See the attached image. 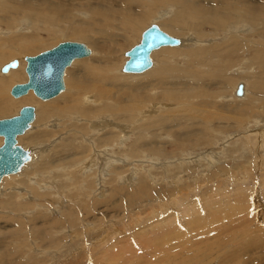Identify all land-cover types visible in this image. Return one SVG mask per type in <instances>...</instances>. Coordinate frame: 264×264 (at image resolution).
I'll return each mask as SVG.
<instances>
[{
	"label": "rangeland",
	"instance_id": "rangeland-1",
	"mask_svg": "<svg viewBox=\"0 0 264 264\" xmlns=\"http://www.w3.org/2000/svg\"><path fill=\"white\" fill-rule=\"evenodd\" d=\"M54 1H57L65 7L72 6L69 1ZM87 1L85 0L83 2V0H79V4H76L77 1L75 0V3H73L76 6L73 8V12L77 13L78 11H84L85 9H83L80 4L90 2V0ZM92 1L98 2L99 0ZM103 1H105L107 5L113 7L129 5L134 8V12L138 11V8L141 6L145 8L147 16L139 31H142L152 22L167 33H169L171 29L169 27V14H165L167 18L164 16L163 20L158 19L156 15L157 9L151 10L149 5L142 4L137 0ZM241 1L239 5H237L238 3L236 5L232 3L231 5L228 4L227 7H239L242 10L245 8L244 10L249 12V10L254 8L253 6L255 4V8L264 10V0H243V3ZM34 2L39 1L35 0ZM201 3L205 8L209 9L222 6L217 5L216 1L211 3L210 0H203ZM77 6L79 8H77ZM170 9L172 10V8ZM163 13H165V11H162V14ZM262 13L263 11L260 13L261 16H263ZM76 17H78V19L80 18L79 20L84 19L81 15H77ZM152 18H154V20H152ZM245 20L246 19L241 21L240 24L235 25L237 28H232V31L230 30L235 33V35H231L233 41L240 42L245 46L237 52H231L230 44L233 43H231V38L224 37L225 34H228L227 30L215 32L214 29H210V34L206 36L207 40L217 35V41H206L207 43L205 42V45L208 44L214 50L216 48L214 51L216 52V61L218 64L222 63L224 66L221 69L217 67L212 69V67H208L206 64L203 67L201 66V68L198 65H194L195 71L202 70V73L205 70L202 80L205 81L203 83L205 86L204 88L209 90V93L202 97V101L206 100L207 104L205 101V103L203 102L198 105L197 102H193V100L189 98V100H187L188 102H186L184 98V100L180 99V102H177V104L179 103L178 105L174 103V101H164L168 105L166 106L169 110L163 114L166 115L169 120L161 122V125L158 124L157 126L160 128L154 126L153 133H155L157 139L155 138L154 143H152L153 145L151 144L149 146L151 148L146 147L145 149V147H143V149L141 148V150H139L138 155L135 156L136 159L134 160H136V162H134L137 163V165L139 164L135 166L137 171L126 161L121 162V160H119L120 158H117L118 161L113 162V164L106 163V167H103L102 161L104 162L107 157L106 155L110 156L111 153L108 150L109 153L107 151H101L100 153L99 147H95V150L88 151L89 156L87 159L81 161V163L78 161L72 163L75 165L74 169L73 167L69 169L67 167L63 168L65 162H62V166H60V164L55 168L53 167L54 164H52L50 165L51 167L49 166L50 168L46 170L42 169L36 171L37 167L35 166L32 170L33 173L35 172V175L32 174V178L28 182L30 185H26L28 192L24 186L20 187L16 185L15 179L20 176H15V174L10 175V178L3 182L2 187L0 182V201L4 200L2 194L10 190L19 191L21 193V196L15 198L14 202L23 205L30 204L27 209H14L13 207H7L5 209L3 207L2 209V207H0V257H6V255L10 258L13 257L15 264H141L143 261H146V264H159L158 259H160V257H165L166 254L163 253V250L167 249V252L172 254L176 252L180 254V256L193 254L192 261L190 260L191 262L188 261L183 264H221L220 259L222 254L229 248L231 249L233 246H237L239 249L240 243L247 244L246 242L248 241L252 242L253 237L258 240L255 236H262L260 232L263 233L264 226L261 221V219L264 221V30H262L263 24L256 23L255 25ZM64 22L68 21L64 20L63 24ZM20 26H22L20 28H22L23 32L19 31V33H16L17 35L28 33L29 30L24 22L20 24ZM14 27H16V24L12 26V28ZM205 27H203V29L205 28L206 31L209 30L208 26ZM184 31L188 33L192 32L190 29H184ZM222 33L225 34L220 37ZM8 34L0 36V39H7L10 36V34ZM56 34L52 35V38L49 37L48 40H46L47 43H49H46L45 47L36 52L18 51L14 53L11 58L0 62L1 66L3 63L16 58L21 60L19 61L20 64H23L21 68L23 79L8 83L2 95L4 99H9L13 103L19 102L18 99L20 97L11 96L9 94V88L14 83H20L26 80V73L24 71L25 61L23 60L25 55H33L63 40L84 43L91 50L90 56L92 55V48L89 47L90 45L86 42L87 40H75L73 38L64 37L65 35L61 32H57ZM55 37H57L56 40ZM180 37L181 36H179V38ZM137 39L138 36L136 35H130L124 39L122 43L128 47L126 46L124 49L121 47L122 49L120 48L118 53L113 54L112 59L114 60L122 55V59L125 60L126 57L123 56V52L136 44L138 42L136 41ZM88 41L91 44V40L88 39ZM160 48L161 49L158 48L155 50L156 52L153 51V56H151L153 65L144 72L136 74L126 73L122 72L120 67V71L123 74H135L138 76L133 75L128 77L122 75L119 83L125 84L126 87L132 88L137 93H141L144 87H147L150 82L155 83L158 77V75L152 74V71L149 72L154 65L156 69L162 67L165 60L170 59L171 53H174L173 55L175 58L173 57V59L177 61L179 57H177L176 52L189 51L188 53H190V51H195L198 46H163ZM90 56H87V58ZM122 63L121 61V64ZM171 65L174 67L177 64L173 62ZM79 68V62H74L66 68L68 72L65 70L67 74H64V89L59 94L50 99L40 100L31 93L34 102L29 105L35 107L34 104L55 99V97L67 91V85L73 82L75 78L74 72H79ZM177 69H179V66H177ZM209 71L214 72L216 75L207 76L206 72L209 73ZM5 74L0 73V78ZM182 80L187 83V86L194 87V85L197 84L196 81L190 78H184ZM239 82L247 85V87L245 86V97L242 99L233 95L234 87H236ZM168 83L169 82H167V84ZM168 86L173 87V85ZM189 101L191 103H189ZM24 104L27 103H21L11 107V110H7V114L1 112L0 118L17 113L18 108ZM198 110L199 112L203 110V114H200L201 112L199 113ZM204 112L205 115L207 114L206 117L208 116L207 120L206 117H203L205 116ZM153 114L157 115L158 111ZM191 114L195 115L196 118L194 116L191 118ZM219 116L221 117L220 119L218 118ZM213 117L214 119H211ZM217 118L218 120L216 121ZM45 124H48L50 128ZM49 124L50 123L47 122L46 119V121H43V124H34L31 131L34 132L35 135H37L38 132L42 134L44 130H51L54 128ZM177 134H179L180 139H182L183 136L184 140L182 141L184 142L182 143L185 145H178V143L174 144L177 142L175 140ZM28 135L25 136L24 132L17 142L21 146H27L26 148L32 152V147L30 145L32 142ZM96 135L97 134L93 136ZM60 136H62V134L55 133L53 138L51 137L50 140L48 139L42 151L47 147H54ZM128 136L129 137L127 139L125 138L126 140L122 145L123 148L120 147V149L126 153L131 149L130 144L133 142L135 134L134 132H130ZM195 136H202L205 139L209 138V141L207 142L206 140V142H204L205 140L203 141L202 139L204 143L198 142L194 145V142L192 147L189 143L194 140ZM111 139L113 138H107L105 140L106 142L100 143V145H105L109 148L111 146ZM45 140L47 141V139ZM90 142L91 138H87V143ZM187 142L189 145L186 144ZM170 143L172 145H170ZM163 144H166V147H164ZM152 147H155L156 152L149 151ZM161 147L164 150H162ZM165 148L174 151L169 153V150L166 151ZM62 149L65 151V148L62 147H59L56 151L59 152V150ZM159 149L160 152H158ZM75 150L76 148L71 149L70 152L74 153ZM142 150L143 154L141 152ZM144 150L150 153L146 151L144 153ZM161 151L165 153H161ZM93 153H96V155L98 153L99 155L97 159L95 158V161L90 160L96 157L93 156ZM118 153L115 152L113 154L116 155ZM166 153L169 154L166 155ZM85 154L86 152L83 155ZM130 158L133 159L134 157ZM96 161H98V163H96ZM81 164L83 165L82 167ZM38 165L39 164H37V166ZM85 166L87 167L85 168ZM97 167H99V169L105 168L103 169L104 176L102 177L103 179H101V183L98 180L99 177H96L98 171H96V169H98ZM52 168L57 170L58 174H54L55 172ZM57 168H60V170ZM123 169H125L129 178H123L125 175L121 173ZM26 170L22 168L18 173H22L23 175V173L27 172ZM141 179H144L145 186L141 183ZM102 186L103 192L100 194L102 190L100 188H102ZM221 199L224 200V203L219 204V200ZM235 200L243 203L241 208V204L235 205ZM209 201L214 202V208H212V203L207 206L206 203ZM188 206H191V209H193L191 212L192 214L182 215L181 208ZM229 208L230 210L233 208V211H235H232L233 213L231 212L232 215H230ZM227 210L229 213H226ZM70 219L73 222H71ZM191 219L196 220V222L199 220V223L192 227L186 226V222ZM257 220L258 222L260 221L258 223L259 225H257ZM161 221L163 222V227L161 226V229L165 228L164 230H169L171 226L173 228L175 225L183 232L176 242H169V244L163 248H159L157 243H152L150 248L154 250L150 251L146 249L145 251L140 244L141 238L138 240L136 238V231L139 233L141 230L148 238H152L156 236V233L151 232L146 226L150 225L149 227H155L158 226L156 224L161 225ZM145 227L146 229L144 230ZM232 227L233 229L242 227L251 228L252 230L254 229L253 231H255L256 234L251 231L250 234L247 235L249 240L248 237L242 240V235H232V231H234ZM247 230L249 231L250 229ZM233 236L236 237L233 238ZM117 242H121V244L123 243L124 245L126 243L130 249L136 252V254L133 252L135 256L131 253L126 255V261H124L125 259L123 258L121 259L122 255L119 253L117 245L113 246L112 251L109 249L113 244H117ZM258 247L259 245L252 248L254 249L253 251L256 252ZM106 252L109 255L108 259L101 258L102 255L107 256ZM143 252L145 254H143ZM260 253L261 257H254L255 255L253 252H250L252 257H250L249 254V257L248 255H244V261L248 260V262L245 263L264 264V256L262 255L264 254V249ZM138 256L139 260L138 258L135 259V257ZM98 257L100 258L99 260ZM129 259L132 260V262ZM2 262L3 261L0 260V263ZM2 264H4V262Z\"/></svg>",
	"mask_w": 264,
	"mask_h": 264
},
{
	"label": "bare ground",
	"instance_id": "bare-ground-1",
	"mask_svg": "<svg viewBox=\"0 0 264 264\" xmlns=\"http://www.w3.org/2000/svg\"><path fill=\"white\" fill-rule=\"evenodd\" d=\"M34 1L35 0H0V36H3L5 34L7 35L8 33L10 34V36L7 39L5 38H4L5 40L0 39V62H3L11 58L14 55V53L18 51L24 50L27 52L29 51L36 52L37 50L45 47L47 43L46 40H48L49 37L56 34L57 32L63 33L65 35L64 37L73 38L75 40H87L86 42L90 45L89 47L92 48V55L90 56L91 50L84 43L81 42L82 44L86 46L89 53L85 56L73 58L71 63L68 66H66L67 68L74 62H79V66H80V68L78 69L79 72H74L75 78L73 82L67 85V91L59 95L61 97L58 96V97H55V99L48 100L46 102L39 103V104H34L35 107L33 106L35 116H34L33 121L30 123L29 129L27 128L25 130V136L29 134L28 137L32 142V144H30L32 147V152L29 151L30 160L27 163H25L20 169V170H22V168H24L25 170L27 169L26 170L27 172L23 173V175L22 173H18L19 171L17 173H14L15 176L16 175L20 176L19 178L15 179L16 185L17 186L19 185L20 187L24 186L26 191H27L26 185L28 186L30 185L28 184V182L31 180L32 174L35 173V172L33 173L32 171L35 166L37 167L36 171L42 170V169L46 170L47 168H50L51 167L50 165L52 164H54L53 167L55 168L57 167V165H60V164H61L60 166H62V162H65L63 164L65 165L63 168L67 167L69 169L73 167L74 169L75 165H73L72 163H76L77 161L81 163V161L87 159L89 156L88 151L90 150L92 151L93 149L95 150V147H99L100 153L101 151H107V150L111 153L110 156L106 155L107 157L104 162L101 160L103 163V167L104 166L106 167L107 165L106 163L113 164V162L118 161L117 158H120L119 160H121V162L126 161L132 166V168L135 171H137L135 166H138L139 164L137 165V163H135L136 162V160H134L136 159L135 156L138 155V152L139 150H141V148L143 149V147H145L146 149V147H149L152 143H154L155 138L157 139V137H155V133H153L154 126H157L163 121L169 120V118L163 114L164 112H167L169 110V108H167L168 105L164 101H170V102L174 101V103L177 104V102H180V99L184 98L186 99V102H188L187 100L192 99L193 102L194 101L197 102L198 105H200V103H203V102L205 103L206 100L202 101V97L209 93V90L204 88L205 86L203 83L205 81L202 80L203 74H205L204 72L205 70L203 71L204 73L203 72L201 73L202 70L195 71L194 65L195 66L198 65L200 68L201 66L203 67L205 64L208 67L209 66L212 67V69L216 67L218 69L223 68L224 65H222V63L218 64L216 61L217 59L215 58L216 52H214L216 48L214 50L208 44L205 45L206 41L207 42L217 41V37H216L217 35L214 38L207 40L206 36L210 34L209 32L210 29H214L215 32L219 30H227L228 34H225L226 32L222 33L220 37H222V35L224 36L225 34L224 37L231 38V43L233 42L232 44H230L231 52L232 51L237 52L245 47L243 46L244 44L233 41V38L231 37V35H235L234 32H231L232 28L233 29L237 28L235 27V25L240 24L241 21L246 19L249 21V23L251 22L252 24H255V25L256 23L263 24L262 30H264V10H260V8L259 9L255 8L256 7L255 4L253 6L254 8L249 10V12L244 10L245 8H243L242 10L239 7L237 8L232 7V6H231L232 8L227 7L228 4L231 5L232 3H234L235 5L238 3L237 5H239L241 0H210L211 3L213 1H216L217 5H222L215 9L205 8V6L202 5L201 3V1L203 2V0H137L138 2L142 4L149 5L151 7V10L157 9L156 15L158 19L163 20L164 16L166 17L165 14L167 15L169 14V17H170L169 27L171 28L169 30V33L162 30L158 25L157 26L159 27L160 30L164 31L165 33L171 36L176 37L179 40L178 44L172 45L171 47H185V45L198 46V48L195 51H190V53H188L189 51H180L179 53L176 52L177 57H179V60L177 61L173 59V57L175 58V56L173 55L174 53H171L170 59L165 60V63L162 67L156 69V66L154 65V67H152V69L149 72L152 71V74L158 75L157 79L155 80V83L150 82L147 85V87H144L142 89L141 93H137L132 88L126 87L125 84L119 83V80L121 79L122 75H125L128 77L133 76V75L134 76H138V75H135L136 73L135 74H125V73L123 74L120 71V67L123 64V63L121 64V61L124 62V60L122 59V55L121 57H117L114 60L112 59V57H113V54H116L119 52L121 47H123L124 49V47L127 46L123 44L122 41L126 39L127 37H129L130 35L138 36V39L136 41L139 40L140 33H141L139 29L145 17L147 16L145 8L141 6L140 8H138V11L134 12L133 11L134 8L129 5H121L120 7L119 6L113 7V6L107 5L105 1L103 0H99V1L97 0L98 2L90 0L89 3L80 4L81 7L85 9L84 11L82 12L78 11L77 13H74L73 8L74 6H76L74 5L75 0H65L67 2L68 1L71 2V5H72L71 7H65L54 0H41V1L36 0L39 2H34ZM76 1H77L76 4H79L78 3L79 0H76ZM84 1L85 0H83V2ZM77 8L79 7L77 6ZM159 8H164V9H159ZM170 8H172V10ZM162 11H165V13L162 14ZM262 11H263L262 13L263 16L260 15ZM77 15H81L84 19L81 18L82 20H79L80 18L78 19V17H76ZM154 18H152V20H154ZM64 20L68 22H64L63 24ZM23 22L25 23L29 31L26 34L25 33L23 34L20 32L21 34L17 35L16 34L17 32L19 33V31H22V28H20L22 26H20V24H22ZM15 24H16V27L12 28V26L13 25L15 26ZM205 26H208L209 30L206 31ZM203 27L205 28L203 29ZM184 29L186 30L190 29L192 32L191 33L185 32ZM184 33H187V34H184ZM179 36L181 37L179 38ZM56 38L57 37H55V40ZM88 39L91 40V44L88 41ZM160 47H163V46H160ZM160 47L159 49H161ZM166 47L168 46L166 45ZM155 50H152L150 52L149 54L150 59H151V56H153L152 55L153 51L156 52ZM87 56H90V57L87 58ZM19 61L21 60L17 59V66L15 68L8 69L6 74L3 73L5 75H3L2 78H0V113L2 112V113L7 114V110H9L11 107H14L15 105H18L21 103L31 104L32 102H34L33 97L31 96V93H32L31 90H28L26 93L18 96L20 97L18 99L19 101L18 103H13L9 99H4L2 97L5 91V88L8 86L9 82L20 81L23 79L22 78L23 73L21 71L23 64L21 63L22 64L21 65ZM173 62L177 64L174 67L171 65ZM152 65H153V62L151 59L150 66L141 72L146 71ZM177 66H179V69H177ZM66 68L64 69V74H67L68 72ZM65 70L67 71L66 73H65ZM212 71H209V73L206 72V75L207 76L216 75ZM141 72H138V73H141ZM64 74L62 78L63 86H64ZM184 78H190L196 81L197 84L194 85V87H191L189 85L187 86V83L183 82L182 80ZM167 82L169 83L167 84ZM168 85H171V86L173 85V87H170ZM242 85H243L242 95L236 96L240 99L244 98L246 94L247 85H245V83H242ZM184 86H187V87H184ZM233 95H234V91H233ZM189 103L191 102L189 101ZM206 104H207V101H206ZM157 111H158L157 115L153 114L154 112H157ZM202 111H200L201 113L200 112L199 113L203 114ZM204 115H205V112H204ZM206 115L203 117H206ZM193 116L195 117V115H192V114L190 115L191 118ZM207 118L208 116L206 117V120ZM218 118L220 119L221 117L219 116ZM218 118L216 119V121L218 120ZM46 119H47V122H49L51 126L54 128H52L51 130L49 129L44 130L43 128L44 131L42 132V134H40L41 132L39 133L38 132L39 130H38L37 132L39 133V135L38 133L37 135H35L34 132L31 131L32 130L31 128L36 123H38V125L43 124V121L44 120L46 121ZM211 119H214V117ZM45 125L48 126V124H45ZM130 132H134L135 136H134L133 142H131L130 144L131 145L130 151H128L129 150L128 149L127 150L128 153H126V152H123L120 149V147H122L125 140L129 137L128 135L130 134ZM55 133L62 134V136H60L59 140L55 143L54 147L51 146L48 148L47 147L48 145H47L46 146L47 148L42 151L44 145L47 144L48 139L50 140L51 137L53 138ZM95 134L97 135L93 136ZM19 135H17L16 141L19 139V137H21V134ZM109 137L113 138L111 139L112 141H110L111 146L109 148L105 145H100V143H105L106 142L105 140ZM87 138H91L90 143H87ZM45 139H47V141ZM202 139L203 141L205 140L204 142H206V140L207 142L209 141V138L205 139L202 136L201 137L195 136L194 140L190 142L189 144H191L190 146H192V144L195 142L194 145H196L198 142H203ZM175 140L177 142L175 141L176 143L174 144L178 143V145H185L184 143H182L184 142L182 141L184 140L183 136H182V139H180L179 134H177ZM186 144H188V142ZM163 145L164 147H166L165 146L166 144H163ZM170 145L172 144L170 143ZM22 147L26 148L27 146H22ZM59 147L65 148V151L63 149L59 150V152L56 151L58 150ZM74 148H76V150L74 151V153H71L70 152L71 149H74ZM165 150L166 151L169 150V153H172L174 151V150L172 151L171 149L167 150L166 148ZM145 151L146 150H144V153ZM149 151L151 152L155 151V147L154 148L152 147V149H149ZM85 152L86 154L83 155ZM115 152L116 153L119 152L118 154L120 155L118 154L114 155L113 153ZM141 152L143 154V150ZM158 152H160V149ZM161 153H165V152L161 151ZM168 154L166 153V155ZM97 155L96 153H93V156H96V157H93L90 160L95 161L97 157H99V155L98 156ZM130 157H134V158L132 159ZM96 163H98V161H96ZM37 164L39 165L37 166ZM82 164H81V167L83 166ZM86 167L87 166H85V168ZM54 168H52V170H54ZM97 168L98 169H96V171L97 170L98 171H97L96 177H99L98 180L101 183L102 181L101 179H103L102 177L104 176L103 169L105 168L103 169H99V167ZM58 170H60V168ZM54 172H55L54 174H56L57 170H54ZM121 173L125 174L123 178L125 179L129 178L128 174L125 172V169H123ZM10 175H6L1 178L0 180L1 187L3 186V182H5V180L10 178ZM141 183L143 184V186H145L144 179H141ZM97 184H98V181H97ZM100 189H102L100 191V194H102L103 186ZM2 195L4 197V200L0 201V207H2V209L3 207L4 209L7 207L8 208L13 207L14 209H27L30 206V204L23 205V204L14 202L15 198H19L21 196V193L19 191L9 190ZM235 201H236L234 202L235 205L241 204V206L238 205L241 208L243 203L241 201H237V200ZM210 203H212L211 204L213 206L212 208H214L215 204L212 201L207 202L206 203L207 206ZM222 203H224V200L222 199L219 200V204H222ZM192 210L193 209H191V206L181 208L182 215L184 216L192 214L191 213ZM228 210H230V208ZM228 210L226 213H229ZM233 210L234 209L232 208L230 210V213ZM236 210H237V207H236ZM232 213L230 215H232ZM261 221L263 222L262 224L264 225V221L262 219ZM71 222L73 221L71 220ZM259 222L257 220V225H259L258 224ZM197 223H199V220L198 222H196V220L191 219L188 222H186V226L188 227H192L193 225L196 226ZM162 224L163 222L161 221V225L156 224L158 226H155V227H149L150 225L146 226L149 228V230H151V232L156 233V236H153L152 238L151 237L148 238L146 235L142 233L143 231L141 232V230L139 233H137L136 231V234H135L136 238L137 240L141 238L140 244L143 246V249L145 251L146 249L150 251L154 250L150 248L152 243H157L159 248H163L164 246H167L169 242H172V241L176 242L180 234L183 232L175 225L173 228L171 226L169 230H164L165 228L161 229L163 227ZM166 226H167V222H166ZM253 226H254V223H253ZM146 227L144 228V230L146 229ZM247 229H250V230L248 231ZM233 230L234 231L231 230L233 233L232 235H237V234L242 235L241 236L242 240L247 238L248 237L247 235L250 234L251 231L252 233L254 232V234H256V232L253 231L254 229L252 230L251 228H247V227L246 228L245 227L236 228V229L234 228ZM260 233L262 234V236L258 235L259 236L258 237L257 235L256 236L253 235L256 238H258V240L253 237L252 242L248 241L249 243L246 242L247 244L240 243L239 249L237 246H233V248L231 249L229 248L225 253L222 254V257L220 259L221 264H246L245 262H248V260L244 261V255H248V254L250 255V252L254 253L255 255L254 257H257V256L261 257L260 252L264 249V226H263V233L262 232ZM234 237L236 236H233V238ZM155 239H158V240H155ZM248 240H249V237H248ZM118 243L119 242H117V244L116 243L113 244L109 249H111L112 251L113 246L117 245L119 248V253L122 255L121 259L123 258L125 259L124 261H126L127 259L125 258L127 257L126 255L131 254V253L133 254V252L135 251L130 249V247L126 245V243L125 245L123 243L121 244V242L119 244ZM258 245H259L258 250L254 252L253 251L254 249L252 248H255ZM167 251H168L167 249L163 250V253L166 255L165 257H160V259H158L159 264H177V263L183 264V263L190 261L193 255V254H187L184 256H180V254L176 252L175 254L174 253L172 254ZM144 252L143 254H145ZM262 255L264 256V254ZM102 256L101 258H104V259H108L109 257L108 254L107 256H104V255ZM8 257H9L8 255H6V257L4 256L0 257V260L3 261L4 264H15L13 261L14 258L12 256H11L12 258L10 257L8 258ZM99 257H98V260L100 259ZM250 257L252 256L250 255ZM137 258L139 260V256L135 257V259ZM138 260L136 261L139 262ZM130 261L132 262V260ZM146 263H147L146 261H143L141 264H146Z\"/></svg>",
	"mask_w": 264,
	"mask_h": 264
},
{
	"label": "water",
	"instance_id": "water-1",
	"mask_svg": "<svg viewBox=\"0 0 264 264\" xmlns=\"http://www.w3.org/2000/svg\"><path fill=\"white\" fill-rule=\"evenodd\" d=\"M179 40L160 30L157 24L150 23L141 33L136 44L123 52L126 57L121 71L138 73L151 64L150 52L160 46H172ZM89 53L84 44L72 40H63L50 48L41 50L33 55H25L24 71L26 80L14 83L9 88V94L18 97L28 90L40 100L52 98L63 90L64 69L73 58L85 56ZM17 66V59L13 58L0 66V73ZM242 83L239 82L234 90L235 96L242 95ZM34 107L29 104L21 105L17 113L0 118V180L2 177L17 173L30 160L29 149L23 148L16 141L19 134H23L34 119Z\"/></svg>",
	"mask_w": 264,
	"mask_h": 264
}]
</instances>
